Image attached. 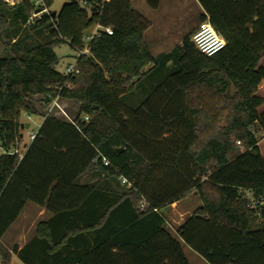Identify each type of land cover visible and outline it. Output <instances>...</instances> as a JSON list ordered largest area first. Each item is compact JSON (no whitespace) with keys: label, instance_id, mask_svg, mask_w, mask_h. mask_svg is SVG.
<instances>
[{"label":"trees","instance_id":"16d2710c","mask_svg":"<svg viewBox=\"0 0 264 264\" xmlns=\"http://www.w3.org/2000/svg\"><path fill=\"white\" fill-rule=\"evenodd\" d=\"M198 1L227 42L212 56L194 32L153 55L152 20L131 0H72L32 23L31 1L0 0V264H191L184 244L209 264H264V0ZM95 25L113 33L100 29L66 75L56 47L78 52ZM22 28L41 40L19 53ZM35 95L79 107L71 121L45 115L26 141ZM191 191L202 204L170 228L165 210ZM29 202L52 217L10 250L1 238Z\"/></svg>","mask_w":264,"mask_h":264},{"label":"rangeland","instance_id":"374dc122","mask_svg":"<svg viewBox=\"0 0 264 264\" xmlns=\"http://www.w3.org/2000/svg\"><path fill=\"white\" fill-rule=\"evenodd\" d=\"M71 1L72 0H54L49 9L51 11L59 12L66 3ZM147 8L153 24L146 35V40L153 55L155 56L171 52L177 45L182 43L186 36H188L191 32H195L200 23L201 7L196 0H187L186 9H180L178 7L174 9L168 5V0H162V5L159 9L151 8L148 5ZM14 28H16L15 25H10V29ZM96 29L97 25L91 28L89 35L93 34ZM19 38H23V43L19 49V53L25 52V48L28 43H34L41 40V36L39 35H33V33L32 35H27L24 28L20 31ZM19 38L16 37L18 40ZM56 52L59 56V63L57 64V68L59 70L64 71L68 64L76 62L78 52L70 45V43H61L56 47ZM5 55L6 52H4V44L0 38V57ZM261 65L264 66V59L262 60ZM162 70L164 71V66ZM154 74L156 76L158 75L157 72ZM149 81L150 80L142 81L140 86H146ZM260 94L264 95V87H262ZM31 98L33 103L38 107L40 114L28 115L25 112L22 113L21 121L30 124L29 127L22 129V133H24V139L26 141L29 140L30 132L37 131L42 124L44 116L47 114V108L49 105V101L41 95L31 96ZM61 104L66 107L70 117L58 115L60 116L59 118L68 121L74 119L79 107L77 100L61 99ZM258 139L262 154L264 155V132L261 131L258 134ZM1 153L2 150L0 149V154ZM201 204V199L196 191H191L176 207L167 208L165 213L170 228L175 229L179 223L184 221V218H186L187 215H180V213L184 212L185 208L189 210L191 209L193 212ZM38 210L39 208L36 205L29 204L23 211V244L33 235L38 220L42 218V216L38 217ZM18 226L19 222L17 227L12 229V231L3 239L4 244L9 247H12L14 242H19ZM184 251L191 264H209L202 256L186 244H184ZM11 264L21 263L20 260L15 257L14 259H11Z\"/></svg>","mask_w":264,"mask_h":264},{"label":"built area","instance_id":"2783aa9c","mask_svg":"<svg viewBox=\"0 0 264 264\" xmlns=\"http://www.w3.org/2000/svg\"><path fill=\"white\" fill-rule=\"evenodd\" d=\"M3 1L6 2V4L10 6H15V5L21 4L22 2L26 0H3ZM28 1H31L36 7V10L33 11L32 15L30 16L28 20V23H32L37 18H40L44 13L50 12L49 7L46 6V3L44 0H28ZM100 29H104L110 34L113 33V29L111 27H102L101 25H97L96 31L93 34L88 35L85 38V46L83 49L78 50V55L90 53V49H91L90 41L94 38V36L98 34ZM192 39L194 43L196 44V46L199 48V50L208 56L215 55L216 53L224 49L227 44L224 36L216 30V28L214 27V25L211 23L209 19L203 20L199 23L198 28L193 33ZM79 71L80 69H79L77 59L75 63L68 64L64 70L65 74L69 76L77 74L79 73ZM61 99L62 98L58 95L49 101L46 115H53L56 117H60L58 115H61L65 117H70L67 112L66 107L61 104ZM88 119H89L88 116L85 117L86 121H88ZM36 134H37V131H31L28 141H32L36 137ZM26 146H27V143H25L24 145L18 144L12 150V154H17L22 159L24 156V151H25ZM105 162L108 163L106 159H105ZM123 181L126 182L127 180L124 178ZM254 204L255 202H253V206Z\"/></svg>","mask_w":264,"mask_h":264},{"label":"crops","instance_id":"0c3cea01","mask_svg":"<svg viewBox=\"0 0 264 264\" xmlns=\"http://www.w3.org/2000/svg\"><path fill=\"white\" fill-rule=\"evenodd\" d=\"M131 2H132V5H133V7L135 8V9H137L138 11H140L141 13H143L145 16H147L149 19H150V16H149V13H148V8H147V5H148V3H147V0H131ZM196 2L200 5V7H201V14L204 12V9H203V7L201 6V4L199 3V1L198 0H196ZM161 5H162V1H161ZM161 5L159 6V8L161 7ZM168 5L170 6V7H172V8H174V9H176V7H178V8H180V9H186L187 8V0H168ZM149 6V5H148ZM150 7V6H149ZM159 8H157V9H159ZM143 10V11H142ZM149 31V30H148ZM148 31L146 32V35H147V33H148ZM147 37V36H146ZM262 87H264V81L261 83V85H260V87H259V91H258V94L259 95H261V96H264L263 94H260L261 93V89H262ZM184 199V198H183ZM183 199H181L180 201H177V202H175V203H173L170 207H176L180 202H182V200ZM29 204H34V205H36L38 208H39V210H38V217L39 216H42V218L41 219H39L38 220V222H37V225H36V227H35V230H34V233H33V235L23 244V211H22V213L20 214V216L18 217V219L13 223V225L11 226V228L7 231V233L1 238V241H2V243L4 244V242H3V239L12 231V229H15L16 227H17V224H18V222H19V234H18V237H19V242H14L13 243V246L14 245H19V248L21 249V248H23V246L34 236V234H35V232H36V230H37V226H38V224L41 222V221H44V220H48V219H50L51 217H52V213L51 212H49L45 207H42V206H40V205H38V204H36V203H33V202H29L26 206H28ZM174 205V206H173ZM26 206H25V208H26ZM24 208V209H25ZM169 208V207H168ZM192 213V211H191V209L189 210V209H186L185 208V211L184 212H181L180 213V215H190ZM184 220H185V218H184ZM182 223V222H181ZM180 224V223H179ZM7 248H9L10 250L13 248V246L12 247H9V246H7L6 244H4ZM15 257H17V255H13V258L12 259H14ZM18 258V257H17ZM19 259V258H18ZM20 260V259H19ZM20 263L21 264H24L21 260H20Z\"/></svg>","mask_w":264,"mask_h":264},{"label":"water","instance_id":"95a60500","mask_svg":"<svg viewBox=\"0 0 264 264\" xmlns=\"http://www.w3.org/2000/svg\"><path fill=\"white\" fill-rule=\"evenodd\" d=\"M56 14H57V12L54 11V12H53V15L55 16ZM29 126H30V124H29V123H26L25 126H22V129L25 128V127L27 128V127H29ZM21 136H23V134H22ZM121 150H123V148H121L120 151H121Z\"/></svg>","mask_w":264,"mask_h":264}]
</instances>
